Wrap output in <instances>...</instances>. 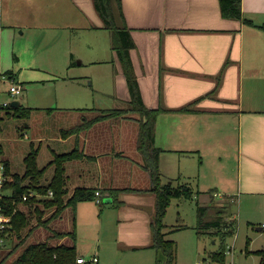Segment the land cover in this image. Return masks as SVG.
<instances>
[{"label":"crops","instance_id":"crops-1","mask_svg":"<svg viewBox=\"0 0 264 264\" xmlns=\"http://www.w3.org/2000/svg\"><path fill=\"white\" fill-rule=\"evenodd\" d=\"M21 1L20 13L27 22L42 29L47 26L49 39L55 36L62 39L64 54L71 59L70 67L77 64L75 56L86 52L87 30L96 35L90 40L106 41L97 49L103 52L108 47L112 50L111 59L107 55L105 59L93 58L91 63L110 62L114 67L112 89H100L105 96L114 99V107H95L98 113L91 117L81 114V121L77 112L66 123L59 121L52 132L48 129L43 133L35 132L31 139L30 150L33 146L41 152L42 146L47 145L51 152L48 163L56 154L73 150L82 153L65 163L67 199L78 187L93 188L102 194L101 203L90 199L78 202L75 207L66 206L49 224L54 231L53 241H49V234L44 241L54 246H74L75 264L78 257H85L91 251L88 264H167L154 246L157 198L149 190L153 185L152 176L143 167V158L137 148L138 114L106 118L79 132L63 135L64 130L101 114L100 110L126 106L131 98L123 65L112 47V31L105 26L94 0ZM120 2V6L115 2L116 22L130 31L134 44L130 57L144 103L149 108L171 109L161 112L156 120L155 145L161 150V174V168L169 166L168 155L199 157L196 177L201 204L211 201L210 190H214L213 198L218 201H230L231 205L238 201L242 223L256 224L257 231L264 233V34L261 29L264 0H242L244 15L254 24L224 17L220 0ZM55 29H58L57 34L52 32ZM83 63L80 59L78 65ZM7 72L16 77L14 71L8 70L5 74ZM189 104L191 111H174ZM29 108L32 111L28 121L35 109L48 113L68 110L65 114L73 113V109H94ZM31 126V122H26V128L31 129ZM3 152L1 146V157ZM2 160L11 170L14 168L7 159L2 157ZM180 176L183 174L175 177L177 182ZM184 176L190 175L187 172ZM185 183L191 187L190 183ZM109 189L121 190L119 205L108 196L106 190ZM40 200L37 197L31 203L19 204V210L33 213L23 238L39 225L35 210L37 206L42 208ZM177 200L182 203L186 199ZM54 209L44 211L42 219L50 217ZM229 218L236 221L237 234L236 211L232 210ZM188 227L181 223L173 229L166 224L165 238L175 243L173 264L210 263L208 260L215 251L209 258L198 260L201 248L198 239L217 237L199 234L195 224V232L186 235L189 250L186 246L181 248L183 236L177 232L183 233L182 229ZM174 230H177L176 235ZM15 238L19 242L22 240ZM212 242L215 244L214 240ZM234 246L235 241L234 245L226 246V254L232 255V259L236 256ZM262 250L264 245L256 246L253 240H246L242 254L259 257L256 264H261ZM203 251L205 254L206 249ZM95 256L98 261H91Z\"/></svg>","mask_w":264,"mask_h":264},{"label":"rangeland","instance_id":"rangeland-1","mask_svg":"<svg viewBox=\"0 0 264 264\" xmlns=\"http://www.w3.org/2000/svg\"><path fill=\"white\" fill-rule=\"evenodd\" d=\"M21 6V0H0V72L5 73L8 70H12L16 73V77L14 75L11 78H15V81L23 86V91L16 99L28 107H94V109L80 111L73 109L71 111L73 113L70 114H65L69 112L68 110L64 113H58V111L53 109L55 112L48 113L44 109H35V113L32 115L30 121L15 116H8L4 109L1 112L2 120L0 122V145L4 151L2 157L7 159L11 163V166L14 167L12 171L19 174L25 172L24 156L30 151L29 145L35 132L43 133L47 129L52 132L58 127L59 121L66 123L71 117H75V113L77 112L80 114L79 121H81L83 114H86L88 117L96 115L98 109L95 107H112L114 105V99L105 96L100 91V89L105 88L112 89L113 64L110 62L106 64L91 63L93 58L105 59L107 55L111 56H109L110 59L112 58V50L110 48H105L103 52L97 49L99 45H105L106 41L102 39L96 42L90 40L96 37V35L93 31L87 30L85 33L87 40L85 44L86 52L85 54H81L82 56H75L74 61L77 64L70 67L71 59L68 60L64 54L62 39L57 36L49 39L46 37L48 35V31H46L47 26L42 29L39 25L27 22L20 13ZM20 23H22L21 26H19ZM8 25L12 27L7 28ZM261 29L264 34V27H261ZM57 30L55 29L52 32L57 34ZM82 47L83 45H81ZM80 59L84 61L83 65H78ZM11 83L10 78L5 80V83L2 85L3 89L6 90ZM100 83H102V86ZM2 98L11 99L10 95L5 91L2 94ZM26 122H31V129L25 127ZM63 135H65L64 131ZM47 148V145H43L41 152H39V167L49 166L48 161L51 159V152ZM168 156V168H161L162 180L164 182L173 180L175 184L188 182L197 191L198 182L196 176L198 168L196 167H198L199 157ZM2 157L0 156V161H3ZM45 169L42 180L47 183L52 177L53 168L47 167ZM187 172L190 176L185 177L184 173ZM180 174H183V176H180L181 179L177 183L175 177ZM198 202L202 203L200 200L197 201L196 198H188L182 203L177 198H173L164 218L165 224H168L173 229L181 223L189 226L186 229H182L183 233H179L177 230L173 232L174 235H176V231L177 234L183 236L182 241L186 245L181 243V248L186 246L189 250L186 235L195 232L193 226L197 222ZM227 204H229V207L231 206L229 208L230 212L232 210L236 211L238 220L237 234L235 233L236 235H232L226 240L227 248L228 245H234L235 241L233 248V250L235 249V258L232 259V255L228 253L223 263L209 258V255L213 251L218 250L221 243L220 238L217 237L212 238L215 244L210 239H198L201 247L198 260L201 261L206 257L209 258L208 261L211 264H256V260L259 257L255 255L245 256L242 254V250L245 249L246 240H253L256 246L264 245V233L257 231L258 225L256 224L248 225L245 221L242 223L238 201L232 205L228 201ZM178 219H180L179 222ZM29 231H31L30 235L14 251L11 258L19 255L30 244L44 241L46 234L51 236L49 241H53L52 234L54 231L52 224L44 228L42 225H37ZM173 234L171 233V237ZM175 238L178 239L177 236ZM18 240L17 238L9 239L7 247L13 249L15 244L19 242ZM205 249L207 253L205 252L204 254L203 250ZM90 256H92V251L85 258L88 259Z\"/></svg>","mask_w":264,"mask_h":264},{"label":"trees","instance_id":"trees-1","mask_svg":"<svg viewBox=\"0 0 264 264\" xmlns=\"http://www.w3.org/2000/svg\"><path fill=\"white\" fill-rule=\"evenodd\" d=\"M115 2L121 5L120 0H94L96 9L101 15L104 24L112 31L113 49L118 54V57L123 65L127 78L131 98L127 101L126 106L113 109L100 110L101 114L91 120L85 121L81 125L74 126L64 130L65 134L79 132L82 129L90 127L97 121L126 116L129 113L138 114L139 118V133L137 140V148L143 158V167L148 170L152 176L153 185L149 189L156 194V217L154 222V246L157 247L162 256H164L167 264H173L175 260V243L172 240L166 239L164 229L166 224L164 218L168 207L173 198H196L198 199L199 192H195L187 183L175 184L173 180L164 182L159 167L160 149L155 145V128L157 116L164 111L171 109L160 106L159 108H149L144 103L138 79L135 75L132 60L130 57V49L134 46L129 29L118 26L116 22ZM221 11L224 17L234 18L243 21L246 24H254V22L244 15L242 9V0H220ZM122 13V12H121ZM261 27H264L262 25ZM13 76L12 72H7ZM5 109L8 116H15L22 119H28L31 114V109L24 105L18 107L8 106L0 107V122L2 120L1 112ZM53 108H49L51 110ZM191 104L175 109L174 111L187 112L191 111ZM1 153V150H0ZM39 150L32 146L31 150L25 157L26 169L23 174L13 172L8 163H5L7 180L4 188L9 190L11 194L6 200V212H12L18 203H21L24 194L31 190H36L42 195H47L50 190L54 195L51 198H40L42 208L36 207V217L39 225L49 226L52 219L59 217L65 210L66 206L73 207L80 201L95 199L96 190L87 187H78L74 190L71 196L67 199L68 189L65 173V163L68 160L80 157L82 153L73 150L67 153L56 154L53 160L49 163V167H53V175L49 182H43L45 168H40L38 165ZM108 196L112 197L115 204L121 202L118 195L120 189H109ZM212 196L208 204L198 202V213L196 230L199 234H211L214 237L220 238V248L212 254V259L223 263L226 258V240L236 232V221L229 218V204L221 202L213 198L214 190H210ZM34 197H29L24 203H31ZM67 199V200H66ZM55 208L50 217L42 219L44 211ZM32 211L17 210L13 216V230L15 236L22 238L20 242L15 244L14 248L7 254L5 260H10L14 251L19 248L25 241L26 237H22L24 229L29 225L32 219ZM262 256L261 264H264V250L260 252ZM160 258L158 259V261ZM15 264H75L76 252L74 246L60 244L57 246L51 245L48 242L40 241L30 244L24 251L14 260Z\"/></svg>","mask_w":264,"mask_h":264},{"label":"built area","instance_id":"built-area-1","mask_svg":"<svg viewBox=\"0 0 264 264\" xmlns=\"http://www.w3.org/2000/svg\"><path fill=\"white\" fill-rule=\"evenodd\" d=\"M11 79L12 83L11 85L4 90L2 85L5 83V80ZM7 92L11 99H3L2 94L3 92ZM23 91V86L15 81V78H11L8 74L1 73L0 72V107L6 108L8 106H11L12 100H15L18 95L21 94ZM8 176L6 173V167L5 163L3 161H0V264H15L14 259L5 260L7 254L12 250L11 248L7 247L8 240L11 238L15 239L14 230H13V223L12 219L13 216L16 214L17 210H19V204L14 208V210L10 212H6V198L11 194L9 190H6L4 188V184L7 180ZM54 193L52 190L48 192L47 195H42L36 190H31L29 193L24 194L21 200L22 202L28 201L29 197L34 198H51L53 197ZM217 195V194H215ZM102 194L99 190L95 192V200L98 203L102 202ZM264 227V223H263ZM91 261H98V258L92 257L90 259ZM89 260L85 257H78L77 258V264H88ZM211 264V263H208Z\"/></svg>","mask_w":264,"mask_h":264},{"label":"water","instance_id":"water-1","mask_svg":"<svg viewBox=\"0 0 264 264\" xmlns=\"http://www.w3.org/2000/svg\"><path fill=\"white\" fill-rule=\"evenodd\" d=\"M11 106L12 107H18V106H20V101L19 100H12Z\"/></svg>","mask_w":264,"mask_h":264}]
</instances>
